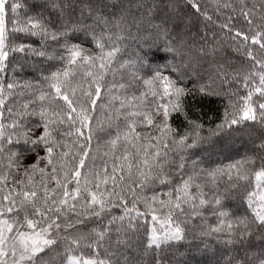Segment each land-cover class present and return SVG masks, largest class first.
Masks as SVG:
<instances>
[{
  "label": "snow or ice",
  "instance_id": "snow-or-ice-1",
  "mask_svg": "<svg viewBox=\"0 0 264 264\" xmlns=\"http://www.w3.org/2000/svg\"><path fill=\"white\" fill-rule=\"evenodd\" d=\"M0 264H264V0H0Z\"/></svg>",
  "mask_w": 264,
  "mask_h": 264
},
{
  "label": "trees",
  "instance_id": "trees-1",
  "mask_svg": "<svg viewBox=\"0 0 264 264\" xmlns=\"http://www.w3.org/2000/svg\"><path fill=\"white\" fill-rule=\"evenodd\" d=\"M249 131L250 130L245 129V130L236 134L234 139L237 142V147H240L242 144L247 143V141L249 139ZM191 259H193L194 261H199L201 259H204V257L197 255V256L191 257Z\"/></svg>",
  "mask_w": 264,
  "mask_h": 264
}]
</instances>
